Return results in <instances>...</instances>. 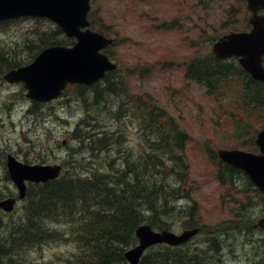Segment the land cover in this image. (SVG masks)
<instances>
[{
	"label": "rangeland",
	"instance_id": "obj_1",
	"mask_svg": "<svg viewBox=\"0 0 264 264\" xmlns=\"http://www.w3.org/2000/svg\"><path fill=\"white\" fill-rule=\"evenodd\" d=\"M92 8L96 21L107 25L104 33L118 39L108 51L120 63V72L129 90L133 94L152 95L191 134L186 151L191 165L190 196L176 194L172 197L176 208L172 210V215L167 216L171 227L176 231L184 229L187 217L179 207L192 199L198 202L202 222L207 224L233 218L237 209L244 218L240 226H247L252 219L256 221L264 216V199L247 189L244 179L237 186L223 185L216 179V163L210 160L205 149L208 142L252 150L247 146L252 143L251 135L264 124L263 111L240 110L232 97L210 96L204 86L185 77L190 58L195 53L211 51L212 37L228 31L230 27L225 28L226 21H230L228 25L233 24L235 28L246 27L249 12L245 2L94 0ZM164 21L174 24L169 29L159 27ZM56 27L52 21L31 17L10 21L4 25L5 30L0 31V53H12L7 50L11 47L17 49L20 56H27L26 41L38 39L42 31H52ZM56 37L66 38L62 33ZM35 42L30 43V47L36 46ZM131 69L134 72H130ZM142 70H145L144 73ZM0 81L1 154L12 152L30 162H39L40 158H48L47 162L62 161L80 146L72 130L82 116L92 124L100 125L97 128L86 126L91 127L90 130L100 132L104 127L112 133L113 143L110 150L85 147L77 150L75 156L83 162L75 160L74 164L66 165L68 169L88 175L106 162L108 155L123 162L125 159L140 160L143 152H152V144H148L136 120L124 118L120 121L108 112L96 114L99 119L85 115L76 98L78 90L75 87H70L69 92L58 100L43 106H32L23 83ZM111 102L107 101V107H111ZM40 112L45 114L40 116ZM0 158L3 160L1 155ZM167 161L170 163L169 158ZM111 162L113 160H109L106 167ZM171 180L178 183L174 177ZM4 181L7 182L5 171L0 165V185L7 192L10 189L3 186ZM9 184L13 188L12 183ZM247 195H252V198L247 199ZM217 237L218 241L221 240V249L215 254L217 264H264V233L260 230L249 232L241 227L230 234L217 233ZM198 239L190 245L200 248L207 244L203 236ZM75 250L76 245L72 242H50L42 249L32 250L26 264L29 261L33 264H66L64 260Z\"/></svg>",
	"mask_w": 264,
	"mask_h": 264
},
{
	"label": "trees",
	"instance_id": "obj_2",
	"mask_svg": "<svg viewBox=\"0 0 264 264\" xmlns=\"http://www.w3.org/2000/svg\"><path fill=\"white\" fill-rule=\"evenodd\" d=\"M90 17L93 27L100 31L107 27L96 21L94 12ZM2 23L0 21V31L4 30ZM58 33L62 30L56 27L52 31H42L38 39L26 41L27 56H20L17 49L11 47L7 50L12 53H0V75L26 63L50 43L72 41L58 39ZM34 40L37 45L30 47ZM117 71L108 73L91 86L76 85V97L86 110L85 115L92 119L98 118L96 114L108 112L120 121L124 118L136 120L148 144H152V152H143L140 160L125 159L123 162L108 155L106 162L95 167L90 175L84 176L66 167L56 179L30 184L21 217L14 215L10 220L0 221L3 225L0 264H25L32 249L70 238L77 244L75 264H128L125 251L138 242L136 230L141 223L148 222L157 229L171 228L167 219L175 208L171 199L174 193L183 190V181L190 171L186 156L190 135L152 95L133 94L125 77ZM186 76L204 85L212 96L236 91L246 110L254 113L262 110L264 114V85L251 79L234 59H220L211 51L195 53L187 64ZM108 100H112L111 107L106 105ZM87 125L100 126L85 118L78 122L72 135L78 138L80 146L64 158L66 165L74 164L75 160L83 162L75 156L81 148L110 150L113 134L104 127L100 132L92 131ZM0 155L5 158L1 149ZM109 160L113 162L106 167ZM172 177L180 186H173ZM4 194L0 190V198ZM183 211L188 216L184 227L201 226L207 244L204 240L200 248L191 246V242L180 246L157 244L148 249L139 264H217L215 254L221 249V240L218 241L216 235L231 226L232 219L204 224L199 206L193 205ZM55 221H63V226L69 224V237L65 235L68 232L54 226Z\"/></svg>",
	"mask_w": 264,
	"mask_h": 264
},
{
	"label": "water",
	"instance_id": "obj_3",
	"mask_svg": "<svg viewBox=\"0 0 264 264\" xmlns=\"http://www.w3.org/2000/svg\"><path fill=\"white\" fill-rule=\"evenodd\" d=\"M90 0H0V19L22 15L48 17L57 22L68 36H76L73 46L53 45L44 49L33 62L13 69L6 74L10 81L23 80L29 89L28 96L48 101L59 94L69 82L92 84L102 78L117 64L101 50L113 42V38L93 30L88 14ZM248 8L253 11L250 32H230L214 43L213 52L220 57L241 56L244 65L255 77L264 80V0H248ZM257 143L259 153L216 147L221 158L234 166L244 169L257 186L264 191V129L259 132ZM11 177L17 183L21 196L26 193V180L45 181L57 177L61 165L25 164L12 154L8 157ZM16 198L0 201V206L12 210ZM198 228L187 229L181 234L163 230L155 231L150 225H142L137 234L140 243L126 252L131 264H138L145 249L153 243L177 244L192 237Z\"/></svg>",
	"mask_w": 264,
	"mask_h": 264
},
{
	"label": "bare ground",
	"instance_id": "obj_4",
	"mask_svg": "<svg viewBox=\"0 0 264 264\" xmlns=\"http://www.w3.org/2000/svg\"><path fill=\"white\" fill-rule=\"evenodd\" d=\"M84 201V200H83ZM75 203V202H74ZM87 215V214H86ZM89 215V214H88ZM91 217V216H90ZM126 245H128V244H126Z\"/></svg>",
	"mask_w": 264,
	"mask_h": 264
}]
</instances>
